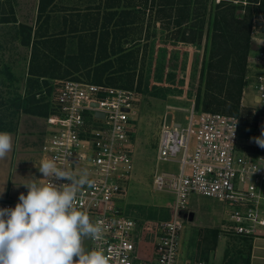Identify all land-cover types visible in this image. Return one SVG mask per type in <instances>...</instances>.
Instances as JSON below:
<instances>
[{"label":"built area","instance_id":"built-area-1","mask_svg":"<svg viewBox=\"0 0 264 264\" xmlns=\"http://www.w3.org/2000/svg\"><path fill=\"white\" fill-rule=\"evenodd\" d=\"M253 36L254 32L251 39ZM256 46V55L248 60L252 72L246 76L240 102L244 107L246 96L254 101L251 115L245 114L248 135L244 134L243 115L198 113L194 103L185 123L174 116L169 121L165 117L162 123L157 162H174L178 170L154 174V191L170 193L174 199L167 208L170 217L164 216L158 227L152 264H206L180 257L179 239L184 228L180 213L191 193L227 204L229 232L264 237V148L253 139L264 129V38ZM138 99L136 90L59 80L45 120L39 166L42 160L53 159L66 170H87L93 185L85 186L75 203L90 221L101 223L102 237L89 239L88 250L103 251L109 264L143 263L139 218L125 211L122 204L130 196L134 168L131 116L136 114ZM16 203L0 200V208H12Z\"/></svg>","mask_w":264,"mask_h":264},{"label":"rangeland","instance_id":"rangeland-1","mask_svg":"<svg viewBox=\"0 0 264 264\" xmlns=\"http://www.w3.org/2000/svg\"><path fill=\"white\" fill-rule=\"evenodd\" d=\"M36 1L10 0L9 3L7 2L4 18L9 19L12 23L5 25V28L0 30V39L5 38L19 43L7 47V51H4L5 62L0 63V120L9 119V128L17 127L15 125L23 126L25 133L29 135L27 136V145L33 149L29 151L31 157L27 159L25 165L26 181L33 180L36 177L35 173L38 172L37 166H39L46 112H48L50 97L57 82L74 77H78L80 81L92 82L90 77L88 79L85 76L92 75L93 69L98 65L94 63L85 66V60L81 58H68L78 54L79 39L77 36L79 32L77 31V33H70L73 38L77 37L75 38L76 41L73 38L68 39L71 44L65 43L66 37L63 39L66 45V52L63 57L50 53L49 55H54L52 58L47 54L53 61V66L60 68L53 70V75H56L55 78H51L52 75L51 77L39 78L30 74L33 45L37 41L36 45L40 48V42L45 39L38 37L42 26L48 23L52 27L50 34L47 27L45 31L47 37H54L55 33L65 34L61 33L62 30L76 17L71 12L74 10L73 5H79L78 3L72 4V0H68L65 10L48 7L45 12L41 8L39 9V6L44 7L45 2L42 3L41 0L40 3L42 4L36 5ZM84 1L96 3V0ZM218 2L220 0H215V3ZM242 3L243 5L247 4L246 0H243ZM84 5L85 3L82 2L81 6ZM260 21H255L252 30L254 36L251 39V45L254 51L250 57L256 55V44L264 38L263 19ZM29 32L30 38H28ZM170 33L168 30L156 28V36L148 42L125 44L127 49L139 45L140 55H138L137 69H134L136 74L134 88L139 93V99L138 104L134 107L136 114L131 116L134 168L129 187L130 196L122 204L125 205V211L139 218L137 233L139 253L143 259L141 264H152L150 254L158 234V227L164 216L168 214L167 217H170L167 208L169 202L174 199L170 193L155 192L153 189V179L156 172L178 170V164L174 162H157L162 123L165 117L169 121L174 116L178 121L185 123L194 103L198 113L207 111L243 115L244 134L246 136L249 133V119L245 118V114L251 115L250 108L254 103L251 96H246L244 107L240 103H225L222 104V108H217L216 106L219 104L213 105L211 101L205 102L204 107L201 106L202 104L196 106V93L204 46L203 44L196 45L171 40L168 37ZM142 34L144 36V32ZM87 35H91V32L83 31L81 33L83 40L89 42L90 39ZM26 42H29V45L24 44ZM142 51L146 54L144 63ZM40 60H43L42 56H40ZM102 63L100 62L99 65ZM250 65L252 66V64ZM142 67L144 68L142 69ZM258 67L261 68V66ZM249 72H252V68H249ZM60 74H65V77L59 78L58 75ZM124 84L126 83L121 79L119 85ZM25 109H31L32 112H25ZM38 111L40 114H35ZM6 127L8 128V125L0 124V128ZM5 184L6 180L2 178L0 173V192L4 191L0 195V200H4L3 195L7 192ZM23 192L25 195L27 194L25 187ZM227 207V204L222 200L197 193H191L187 197L185 209L180 213V220L184 225L179 239L180 257L183 261L192 263L203 261L206 264H245L247 244L241 237L228 231L231 224L226 219ZM189 213H193L192 220H189ZM215 230L219 231L217 236L214 234ZM220 233L226 239H222ZM88 246L89 239L84 241V247L87 250Z\"/></svg>","mask_w":264,"mask_h":264},{"label":"trees","instance_id":"trees-1","mask_svg":"<svg viewBox=\"0 0 264 264\" xmlns=\"http://www.w3.org/2000/svg\"><path fill=\"white\" fill-rule=\"evenodd\" d=\"M242 2L243 0H220L218 3L215 0H100L99 9L104 10L100 27L91 29V35H87L89 42L78 35V56L68 58H81L85 60V66L98 64L92 75L85 76L90 77L92 83L136 90L134 69H137L140 49L139 45L127 49L125 44L148 42L156 36V28H162L171 32L168 36L171 40L204 46L196 106L202 104L204 107L206 100L239 104L243 88L247 85L248 60L254 51L251 34L255 21L263 19L264 27V0H246V5ZM56 35L38 36L46 38L40 42V48L36 45L37 41L33 45L29 71L31 75L39 78L52 75L51 78H55L53 70L60 68L53 66L49 56L56 54L63 57L66 52L63 38ZM26 44L29 45V42ZM50 53L54 55H49ZM145 55L143 52V63ZM40 56L44 61L40 60ZM100 62L103 63L99 65ZM58 77L64 78L65 74ZM73 79L80 80L78 77ZM121 79L126 84L119 85ZM25 112L32 110L25 109ZM48 113L49 107L46 116ZM214 234L217 236L219 231L215 230Z\"/></svg>","mask_w":264,"mask_h":264},{"label":"clouds","instance_id":"clouds-1","mask_svg":"<svg viewBox=\"0 0 264 264\" xmlns=\"http://www.w3.org/2000/svg\"><path fill=\"white\" fill-rule=\"evenodd\" d=\"M253 139L264 148V129ZM12 148L11 133L0 131V159ZM37 169L40 179L16 186L27 194L20 193L15 207L0 208V264H109L103 251L84 247L103 232L75 203L77 194L93 185L87 170H66L53 159L42 160Z\"/></svg>","mask_w":264,"mask_h":264},{"label":"crops","instance_id":"crops-1","mask_svg":"<svg viewBox=\"0 0 264 264\" xmlns=\"http://www.w3.org/2000/svg\"><path fill=\"white\" fill-rule=\"evenodd\" d=\"M10 0H0V30H3L5 27V25H9L12 22L8 19H5L4 16L6 14V9H5V5L8 2L9 3ZM45 2L44 7H40L42 11L47 10V8H58V10H65L66 6H67V1L68 0H42ZM41 0H37L36 1V5H40L42 3H40ZM85 3L84 6H81V3ZM74 3H78L79 5H73L74 10L71 11L73 12L72 14L75 15L76 17L73 18L65 27L64 30H62L61 33H65V34H57L56 36L58 37H63V39L65 38L66 40V44H71V41H69L71 38H73L72 36H70L71 32H75V30H77L81 35V33L83 31H87L92 33V28H98L101 25L102 22V14L104 13V10H100L99 9V5H100V0H96V3H92L89 1H84V0H72V4ZM71 6V5H70ZM38 9V11H39ZM41 11V12H42ZM37 14V11L35 12ZM101 14V16H100ZM13 20V19H12ZM19 22V20H18ZM47 22V20H46ZM71 26V27H70ZM49 30V34L50 32H52V27L49 26L48 23H45L42 26V30L40 31V35H45V31ZM39 30V29H38ZM56 34V33H55ZM65 35V36H64ZM78 37V36H77ZM75 37V38H77ZM46 38V37H43ZM73 38V39H75ZM92 38V37H90ZM69 39V40H68ZM76 41V39H75ZM16 42V41H15ZM14 41H9L4 39H0V63L1 62H5V56H4V51H7V47L11 46L12 44H19L18 42L15 43ZM22 44V43H21ZM26 44V43H24ZM75 44H77V42H75ZM207 101H211L214 104H219L216 107L217 108H222L221 106H223L225 103L223 102H218V101H213V100H206ZM10 102V101H9ZM223 104V105H222ZM9 119L3 118L0 120V124H3L5 126L8 125V128H0V131H7L9 133H11L12 138H13V148L12 150L8 153V155L6 156V158L4 159H0V173L2 174V178H5L6 180V184L5 187L7 189V192L3 195L4 200H11V201H16L18 202V198L20 193H24L23 192V186L21 185L20 187H16L19 186L21 183L26 182V169H25V165H26V161L28 158L31 157L29 151L33 148H29V146L27 145V136H29L27 133H25L24 127L23 126H19L15 125L17 127H10L9 125L10 123H8ZM4 162V163H3ZM3 163V164H2ZM38 167V166H37ZM38 174V172H36ZM36 178H38L37 174ZM9 179V181H8ZM35 179V178H34ZM220 235H222L220 233ZM237 236V235H236ZM222 239H226V237L224 235L221 236ZM229 237V236H228ZM241 237V236H239ZM242 240L245 241V243L247 244L246 247V262L245 264H264V237H260V238H248V237H241ZM219 243V240H217ZM229 241V240H228ZM228 243V242H227ZM150 256L152 257V253L150 254ZM150 263V262H149Z\"/></svg>","mask_w":264,"mask_h":264},{"label":"water","instance_id":"water-1","mask_svg":"<svg viewBox=\"0 0 264 264\" xmlns=\"http://www.w3.org/2000/svg\"><path fill=\"white\" fill-rule=\"evenodd\" d=\"M193 219V213H189V220Z\"/></svg>","mask_w":264,"mask_h":264}]
</instances>
